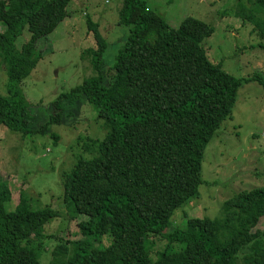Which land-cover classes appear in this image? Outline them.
I'll use <instances>...</instances> for the list:
<instances>
[{"label": "trees", "instance_id": "16d2710c", "mask_svg": "<svg viewBox=\"0 0 264 264\" xmlns=\"http://www.w3.org/2000/svg\"><path fill=\"white\" fill-rule=\"evenodd\" d=\"M70 3L0 0V68L8 77L0 127L11 133L38 134L22 83L44 57L40 40L69 16ZM254 6L246 16L264 38V0ZM90 24L97 78L71 96L81 94L98 111L108 134L85 148L92 158L78 157L63 176L64 202L81 237L61 239L48 264H264V187L226 201L220 220L192 217L185 230L166 233L174 212L198 195L205 151L232 117L244 84L210 61L202 43L214 28L193 17L170 28L146 0H124L120 24L130 33L112 68L115 82L106 87L109 43ZM26 28L31 40L18 49ZM11 199L0 181V264H44V244L31 242L56 212L24 199L8 211ZM159 240L166 242L161 249Z\"/></svg>", "mask_w": 264, "mask_h": 264}, {"label": "rangeland", "instance_id": "374dc122", "mask_svg": "<svg viewBox=\"0 0 264 264\" xmlns=\"http://www.w3.org/2000/svg\"><path fill=\"white\" fill-rule=\"evenodd\" d=\"M124 0H71L69 16L58 29L39 42L43 59L22 83V91L32 106L33 130L38 134L23 137L0 127V181L12 194L6 203L14 211L21 199L38 209L51 208L57 214L33 239L44 244L42 260L52 261L54 249L63 241L80 239L78 219L64 202L63 176L78 157L87 153L92 141L107 136L98 111L72 92L86 80L97 78L94 52L97 40L91 30L99 25L109 43L103 61L105 86L115 82L112 68L125 45L130 28L120 24ZM170 28H178L193 17L214 28L202 46L211 62L229 74L244 79L232 117L224 122L207 147L202 162V183L198 195L177 209L171 219L170 233L185 230L192 217L220 220L224 205L246 192L264 187V38L246 15L257 7L256 0H146ZM257 17V15L255 13ZM6 28L0 25V32ZM28 28L16 40V47L31 40ZM0 68V95L7 96V72ZM71 96V97H70ZM55 123L42 131L52 119ZM264 229V218L259 227ZM60 238V239H59ZM165 241L159 240L158 249Z\"/></svg>", "mask_w": 264, "mask_h": 264}, {"label": "built area", "instance_id": "2783aa9c", "mask_svg": "<svg viewBox=\"0 0 264 264\" xmlns=\"http://www.w3.org/2000/svg\"><path fill=\"white\" fill-rule=\"evenodd\" d=\"M263 139H264V134H263Z\"/></svg>", "mask_w": 264, "mask_h": 264}]
</instances>
